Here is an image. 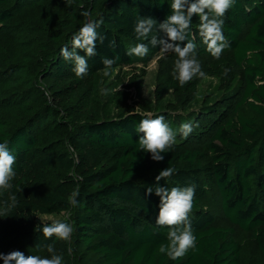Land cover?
Masks as SVG:
<instances>
[{"label": "trees", "instance_id": "16d2710c", "mask_svg": "<svg viewBox=\"0 0 264 264\" xmlns=\"http://www.w3.org/2000/svg\"><path fill=\"white\" fill-rule=\"evenodd\" d=\"M170 4L0 0V143L16 157L12 192L18 198L0 217V253L50 256L44 245L52 243L63 264H264V0H235L223 18L229 46L218 60L199 34V16L192 17L188 39L206 75L184 87L171 76L174 52L149 44L147 55H127L135 44L148 43L136 39L137 20L163 22ZM88 19H102L97 31L105 39L97 40L96 55L86 57L88 74L78 78L60 50H72L74 34ZM117 57L109 71L137 63L147 68L157 60L151 118L163 115L177 132L163 161L139 150L143 134L135 129L149 115L127 106L115 112L114 101L105 99L102 61ZM207 78L218 81L221 95L211 101L208 94L195 110ZM183 123L192 125L186 138ZM166 167L176 172L157 182ZM157 183L195 187L189 219L196 247L176 260L158 251L169 228L155 223L160 197L146 194ZM76 190L73 207L68 197ZM62 214L75 229L69 241L34 231L51 222L41 215ZM246 234L252 250L241 237Z\"/></svg>", "mask_w": 264, "mask_h": 264}, {"label": "clouds", "instance_id": "9594fccd", "mask_svg": "<svg viewBox=\"0 0 264 264\" xmlns=\"http://www.w3.org/2000/svg\"><path fill=\"white\" fill-rule=\"evenodd\" d=\"M235 0H171V14L163 22L157 23L152 17H141L137 20L134 32L137 40H145L148 43H137L127 51L129 56L143 57L149 51V44L152 47L161 49L162 52H174L177 59L171 72L173 80L177 81L180 87H184L194 78H203L201 63L197 59L196 44L188 39L191 29L192 17L199 16V34L207 46V50L215 59H220L223 50L229 45L223 34L224 17L227 11L233 6ZM83 16L89 17L90 13L84 11ZM103 23L88 19L72 39V50L69 51L65 45L60 54L65 61L73 62V72L78 78L88 74V60L96 55V42L103 43L105 37L101 36L97 29ZM163 33V36L159 34ZM187 41V42H185ZM81 50L85 55L78 54ZM117 58H105L104 75L110 74L109 70L115 64ZM230 69H225L224 74ZM139 136V150L150 153L153 161H163L162 153H168L176 143L177 132L166 122L163 115L156 118L142 119L135 129ZM180 133L186 138L192 132V125L183 123L180 125ZM16 157L10 152L8 143H0V196L8 193L7 199L0 204V217L8 216L18 204V198L12 189V180L16 176L14 165ZM176 172L175 168L166 167L159 171L155 180L168 178ZM17 191L22 189L17 188ZM155 194L160 197L159 212L155 218L158 226H167V243L159 245L160 254L167 255L172 260L183 257L190 249L196 247V236L193 234L191 221L189 219L195 200V187H167L148 186L146 194ZM79 191H73L68 197V203L75 207L78 205L77 197ZM36 232H42L45 239L55 237L57 240L69 241L75 231L72 224L61 220H52L36 226ZM44 249L50 256L28 255L15 250L8 254L0 253L3 264H63V255L56 254L54 244L44 245Z\"/></svg>", "mask_w": 264, "mask_h": 264}, {"label": "rangeland", "instance_id": "374dc122", "mask_svg": "<svg viewBox=\"0 0 264 264\" xmlns=\"http://www.w3.org/2000/svg\"><path fill=\"white\" fill-rule=\"evenodd\" d=\"M143 64L137 63L133 67H125L123 69H117L114 72L109 71L110 74L105 76L102 74L103 92L105 99L114 101V110H118L133 107L134 111H139L143 114L153 116L154 110V90L156 86L157 77V60L152 61L146 69L143 70ZM143 72H146L145 75ZM122 79V83H118L119 78ZM137 76V77H136ZM135 78V85L128 86L129 80ZM211 95V101H215L220 97L218 81L215 78H207L202 86L199 95V99L192 106L197 110L203 106L204 99L207 95ZM127 106V107H126ZM67 215H41L42 220H65ZM250 249L253 248L252 237L248 234L241 235ZM255 254L252 252V256Z\"/></svg>", "mask_w": 264, "mask_h": 264}]
</instances>
